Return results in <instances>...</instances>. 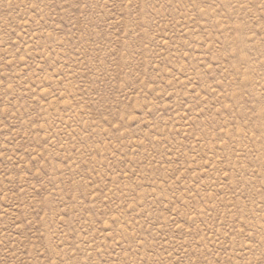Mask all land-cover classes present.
Here are the masks:
<instances>
[{
  "label": "rangeland",
  "instance_id": "1",
  "mask_svg": "<svg viewBox=\"0 0 264 264\" xmlns=\"http://www.w3.org/2000/svg\"><path fill=\"white\" fill-rule=\"evenodd\" d=\"M0 264H264V0H0Z\"/></svg>",
  "mask_w": 264,
  "mask_h": 264
}]
</instances>
